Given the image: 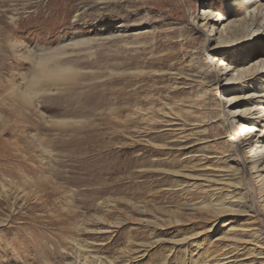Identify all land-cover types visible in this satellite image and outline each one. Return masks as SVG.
<instances>
[{"label": "rangeland", "instance_id": "374dc122", "mask_svg": "<svg viewBox=\"0 0 264 264\" xmlns=\"http://www.w3.org/2000/svg\"><path fill=\"white\" fill-rule=\"evenodd\" d=\"M241 1L0 0V80L18 83L35 48L87 41L61 59L81 75L35 119L14 129L8 99L0 111V264H69L76 246L123 264H264V160L252 169L232 122L233 108L255 119L264 87V0L254 23Z\"/></svg>", "mask_w": 264, "mask_h": 264}, {"label": "bare ground", "instance_id": "6f19581e", "mask_svg": "<svg viewBox=\"0 0 264 264\" xmlns=\"http://www.w3.org/2000/svg\"><path fill=\"white\" fill-rule=\"evenodd\" d=\"M241 2H242V6L244 7L245 21L250 20L252 23H254L258 18H260V14L263 11L262 5L260 4V0H242ZM228 3L229 5L234 6L237 3V0H230V2ZM262 20L264 21V16H262ZM214 22L215 25H221L222 15L218 14V18L215 19ZM223 29L225 30V28ZM221 36H222V32L220 34V38ZM84 44H87V41H85L84 39L81 40L72 39L62 42V45H60L56 49H50V50L48 49L44 51L43 49L41 50L35 48L29 55L22 57L23 60L28 61L30 63L31 69L27 73L19 76L20 81L18 83H16L14 79L7 82L3 81L1 77L2 80H0V111L3 110L5 105V100L8 99L11 102L10 117L14 120V124H11V126L14 127V129L15 127L16 128L20 127L18 126L19 125L18 120L20 117L25 116L24 118L33 119L36 116V113L38 115L39 112L37 107L39 104L38 98L40 96L51 95L55 87H58L59 85L60 86L73 85L76 82V79L81 75V71L79 69L74 68L72 65L62 63L61 59L67 55V50L69 47L77 48ZM14 46L15 45H13V47ZM41 59L45 60V63H43L42 65L40 64ZM261 71H264V65L260 67L255 66L253 69L254 73L256 72L258 73ZM235 73H236L235 76L234 73L231 74L230 78L228 79V82L238 85L239 83L242 82L244 78V72L241 70H237V72ZM49 97L46 99L45 104L50 103L51 99ZM226 98L227 101L229 102H231L232 100H237L231 96H227ZM253 98L256 99L255 100L256 105L253 108L249 109L248 111L251 112L249 113V115L256 114L255 119L254 120L246 119V117L242 115V112L236 114L237 111H235V108H233L232 111L234 112L232 113V122L238 123V127L240 129V132L242 133V137H244L243 142L245 143V145H248L247 148L249 149V152L252 154V158H254V160L251 163L252 169L256 170L258 163L264 160V155H263L264 154V123H262L264 122L263 119L264 118V87L261 88V91L258 92V94H256V96H254ZM44 108L50 109L47 106H45ZM51 123L54 125V127L56 126L58 128H65V129L69 127L70 124L66 120H61V121L57 120V121H52ZM258 126L262 127L260 129V132L262 133V137H260V135H257V139L252 141L251 132H254ZM5 131H6L5 129H2L0 132L3 134L5 133ZM73 131H77V130H73ZM27 157L28 156H26V158ZM259 172L264 173V164L260 169V171H257L258 173L257 177H260L262 180H264V174L261 173L259 174ZM121 262L107 261L104 258L95 256L91 252L86 251V249L81 246H76L74 253L72 255V262H70L69 264H123Z\"/></svg>", "mask_w": 264, "mask_h": 264}, {"label": "snow or ice", "instance_id": "6c2138e0", "mask_svg": "<svg viewBox=\"0 0 264 264\" xmlns=\"http://www.w3.org/2000/svg\"><path fill=\"white\" fill-rule=\"evenodd\" d=\"M229 2V0H225V3L227 4ZM43 63H45L44 59H41L40 64L42 65ZM231 74V73H230Z\"/></svg>", "mask_w": 264, "mask_h": 264}]
</instances>
